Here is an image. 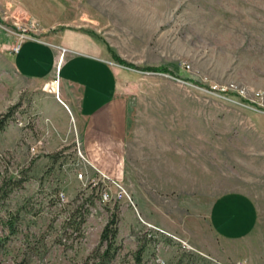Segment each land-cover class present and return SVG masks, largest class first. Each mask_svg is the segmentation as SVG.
I'll return each instance as SVG.
<instances>
[{
    "label": "rangeland",
    "instance_id": "1",
    "mask_svg": "<svg viewBox=\"0 0 264 264\" xmlns=\"http://www.w3.org/2000/svg\"><path fill=\"white\" fill-rule=\"evenodd\" d=\"M19 26L36 36L82 27L137 66L116 62L99 38L124 74L138 167L120 183L135 208L99 198L109 182L78 158L77 126L61 133L45 114L49 79H17L0 59V264H88L110 216L105 264H264V0H0V35ZM158 64L170 72L142 69ZM226 190L257 211L228 243L197 209Z\"/></svg>",
    "mask_w": 264,
    "mask_h": 264
},
{
    "label": "crops",
    "instance_id": "2",
    "mask_svg": "<svg viewBox=\"0 0 264 264\" xmlns=\"http://www.w3.org/2000/svg\"><path fill=\"white\" fill-rule=\"evenodd\" d=\"M23 8L41 21L38 10ZM13 39L0 35V42ZM58 46L66 48L61 58ZM0 59L1 68L4 65L15 78L25 81L44 82L57 73L61 102L52 96L45 103L46 116L61 133L70 120L75 123L92 167L126 186L133 182L138 166L128 155V101L119 80L124 74L109 61L103 42L94 33L67 26L43 30L39 36L24 38L15 52L0 49ZM165 171L171 176L172 171ZM197 209L214 237L227 243L247 235L257 216L252 198L239 190L220 192L207 202L199 200Z\"/></svg>",
    "mask_w": 264,
    "mask_h": 264
},
{
    "label": "built area",
    "instance_id": "3",
    "mask_svg": "<svg viewBox=\"0 0 264 264\" xmlns=\"http://www.w3.org/2000/svg\"><path fill=\"white\" fill-rule=\"evenodd\" d=\"M16 27H18V26L16 25ZM3 29L6 32L11 33V35L13 36L14 39L11 42H4V41L0 42V49H2V50H8L11 52H15L18 50L20 43L24 38L32 37V34H28L26 32L25 26H19V30H15V31L4 28V27H3ZM58 49H59L58 56H59V58H61L63 56L64 52H66V48L64 46H58ZM42 88L44 90L52 93V95L58 101L61 102V100L59 98V78H58L57 73L53 77H51L49 80L45 81L42 85ZM62 104L66 108V110L68 111L67 106L64 103H62ZM70 118H71V115H70ZM15 122L17 125H23L24 124V122L18 118H15ZM74 145H75V148L77 150V155H78V158H80V161H83V163L85 162V163L90 164L88 162L87 158L84 156V153L82 151L81 144H80V139L77 135L74 138ZM97 172L100 174L99 176L101 177V179H106L109 182V185L104 183V187L99 191V198L102 200V202H108L111 199L117 200V199H120L123 196H125L129 202V204H131L133 206V208H135V205L132 202L130 196L128 195L125 188L121 185V183L119 181L110 178L109 176H107L103 172H100L98 170H97ZM76 175L78 177H81L82 172L78 171L76 173ZM59 195H61V193H59ZM159 264H164V262L160 261ZM237 264H243V263L237 262Z\"/></svg>",
    "mask_w": 264,
    "mask_h": 264
},
{
    "label": "trees",
    "instance_id": "4",
    "mask_svg": "<svg viewBox=\"0 0 264 264\" xmlns=\"http://www.w3.org/2000/svg\"><path fill=\"white\" fill-rule=\"evenodd\" d=\"M98 38H100L108 51L111 52V55L113 56L114 60L122 65L128 66V67H137L134 63L129 62L125 60L124 58L120 57L110 46L109 44L103 40L100 36L95 34ZM142 69L145 70H152V71H162V72H170L169 69L163 65H144L142 66ZM12 109V106L10 107ZM1 127V123H0ZM115 218L113 216H110L107 221L103 224L101 231L99 233V243L104 242V248L101 252H99L98 246L94 248L92 251V256L94 259H92L88 264H105L108 259L112 257V252H109L111 245L113 243L114 236L116 234V226H115ZM95 257L97 258L95 260ZM84 264H87V262H84Z\"/></svg>",
    "mask_w": 264,
    "mask_h": 264
}]
</instances>
